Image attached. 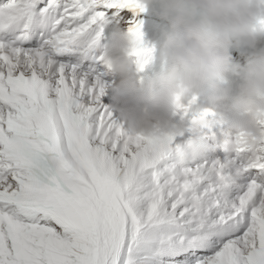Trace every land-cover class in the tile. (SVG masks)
Returning <instances> with one entry per match:
<instances>
[{"label": "snow or ice", "instance_id": "6c2138e0", "mask_svg": "<svg viewBox=\"0 0 264 264\" xmlns=\"http://www.w3.org/2000/svg\"><path fill=\"white\" fill-rule=\"evenodd\" d=\"M145 9L0 0V264H264V139L236 132L213 158L197 96L179 105L187 137L162 139L132 137L104 101L110 25L138 72L153 59Z\"/></svg>", "mask_w": 264, "mask_h": 264}, {"label": "clouds", "instance_id": "9594fccd", "mask_svg": "<svg viewBox=\"0 0 264 264\" xmlns=\"http://www.w3.org/2000/svg\"><path fill=\"white\" fill-rule=\"evenodd\" d=\"M160 7L171 25L162 46L166 71L139 80L136 60L129 55L133 38L119 25L103 53L105 64L119 76L110 88V107L125 131L132 137L183 136L189 126L178 117L179 105L190 96H202L207 104L194 103V111L230 101L222 122L249 143L264 139L258 123L264 119V47H258L264 36V0H160ZM233 46L255 50L239 73L242 83L235 95L221 83ZM189 147L196 153L201 146L193 140Z\"/></svg>", "mask_w": 264, "mask_h": 264}, {"label": "rangeland", "instance_id": "374dc122", "mask_svg": "<svg viewBox=\"0 0 264 264\" xmlns=\"http://www.w3.org/2000/svg\"><path fill=\"white\" fill-rule=\"evenodd\" d=\"M146 5H148V3ZM135 19L142 22V30L144 32H151V31L159 30L158 28H160V27L165 28L164 32H162V34L157 39V42L155 43V47L156 48L153 49V59L152 60H154L155 62H157V61L160 62V64L163 66L162 72L166 71L168 65L165 64L166 62L162 58V46H163V42H164V39H165V35L164 34H165L166 31H169L170 28H171L170 22L168 20H164V19H158V18H154V17H147L145 15H141L139 17L135 16ZM155 19L159 20V21H154ZM111 26H112L111 31L106 33L107 37H108V41L110 39L111 32L113 31V25H110L109 27H111ZM120 26H122L125 30H127V25L126 24L125 25H120ZM115 27L116 26H114V28ZM162 28H160L161 31H162ZM258 30H259V28H258ZM233 47L235 48V50H244V51L248 50L249 52H252V53L255 51L254 49L249 48L247 46H242L240 48H237L235 46H233ZM258 47H264V36H261L259 38ZM232 62H233V60L231 59L230 65L233 66L231 68L232 71L231 70H227L223 74V78L221 80V83H222V85L224 87L230 88L231 92H232L234 84L238 83V85H236L234 87V92H235V94H237L239 92V85L242 83V77H241V75H239V73L242 71V69L247 64L246 63H241L239 56H237V58L234 61V63H232ZM235 67H236V69H235ZM232 94H233V92H232ZM190 98H191V96L188 99L184 100V102H187ZM197 98H198L197 99V103L202 104V99H203L202 96H197ZM229 105H230L229 101H228V103H226V101H221V102H219L217 104V108L216 107H212L211 108V110H212L211 117L214 116L215 108H216V111H215L216 117H215V119L213 121L210 122L209 127H207L205 129V132L207 133V136H206V139H205L206 147H205V149H204V151L202 153L205 156H209V157H213V158H216V157L222 158L225 155V153L223 151V148H222V145H223L225 140L231 138L234 135L233 134L234 129H232L229 126L228 123L223 125V126H221V127H219V125L224 123L221 120V115L228 111ZM211 119H213V118H211ZM187 135L188 134L186 133L185 137H187Z\"/></svg>", "mask_w": 264, "mask_h": 264}, {"label": "bare ground", "instance_id": "6f19581e", "mask_svg": "<svg viewBox=\"0 0 264 264\" xmlns=\"http://www.w3.org/2000/svg\"><path fill=\"white\" fill-rule=\"evenodd\" d=\"M149 5V6H148ZM146 5V9L143 12H140L138 14H134L135 16L139 17L141 15H145L147 17H154L158 19H164L160 12H161V7H160V0H150V3ZM156 13V14H155ZM160 34L159 31L156 32H151V33H145L144 34V43L146 46L152 48L153 43L158 39V35ZM156 59V58H155ZM144 72V78L146 77H156L159 73L162 72V65L160 62H153L151 61L143 70Z\"/></svg>", "mask_w": 264, "mask_h": 264}, {"label": "trees", "instance_id": "16d2710c", "mask_svg": "<svg viewBox=\"0 0 264 264\" xmlns=\"http://www.w3.org/2000/svg\"><path fill=\"white\" fill-rule=\"evenodd\" d=\"M233 54H236L240 57V62L241 63H246L248 62L249 58L252 55V52H249L248 50L244 51V50H235L234 52L231 53V55L233 56Z\"/></svg>", "mask_w": 264, "mask_h": 264}]
</instances>
